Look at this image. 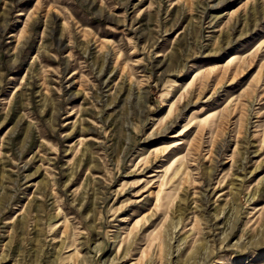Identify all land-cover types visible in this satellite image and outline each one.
Segmentation results:
<instances>
[{
    "label": "rangeland",
    "instance_id": "1",
    "mask_svg": "<svg viewBox=\"0 0 264 264\" xmlns=\"http://www.w3.org/2000/svg\"><path fill=\"white\" fill-rule=\"evenodd\" d=\"M0 264H264V0H0Z\"/></svg>",
    "mask_w": 264,
    "mask_h": 264
}]
</instances>
